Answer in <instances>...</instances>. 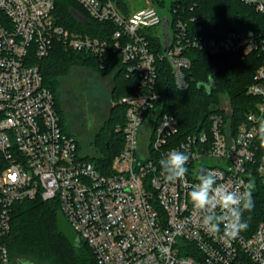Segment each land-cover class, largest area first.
I'll return each instance as SVG.
<instances>
[{"label": "built area", "instance_id": "built-area-1", "mask_svg": "<svg viewBox=\"0 0 264 264\" xmlns=\"http://www.w3.org/2000/svg\"><path fill=\"white\" fill-rule=\"evenodd\" d=\"M74 1L90 18L117 26L108 40L59 24L53 0H0V264L9 263L4 239L13 204L36 197L58 204L97 264H234L241 255L264 264L263 223L235 239H226L222 231L209 233L188 195L201 167L219 173L217 182L231 190L243 191L253 171L264 180V156L252 146L264 114V66L255 70L247 88L259 101L235 134L220 113H212L209 134L181 138L177 118L154 107L156 54L145 33L160 27L162 38L159 8L125 14L113 0ZM240 1L264 11V0ZM170 20V40L159 57L169 62L180 89L187 87L189 48L264 56V35L252 29L189 36L182 18L172 28ZM55 41L101 61L108 52L119 53L137 76L135 92L117 101L125 106V120L117 126L124 143L109 171L85 158L76 137L62 130L54 94L44 85L37 61ZM172 149L190 155L185 178L175 183L164 179L159 164Z\"/></svg>", "mask_w": 264, "mask_h": 264}, {"label": "trees", "instance_id": "trees-1", "mask_svg": "<svg viewBox=\"0 0 264 264\" xmlns=\"http://www.w3.org/2000/svg\"><path fill=\"white\" fill-rule=\"evenodd\" d=\"M59 24L73 33L108 40L117 26L112 22H100L90 18L74 0H53ZM125 14H129V0H113ZM154 6L161 8L164 0H151ZM170 12L171 28L176 18H182L187 24L189 36L220 37L230 30L252 29L264 35V11H256L240 0H170L167 4ZM75 14L81 16L77 18ZM146 38L151 50L156 54L155 92L158 98L154 107L160 112L171 113L178 120L179 137L188 134L198 135L205 131L209 134L212 113H220L223 121L233 134L238 126L246 122L247 115L255 109L259 97L247 93L253 81L255 70L264 66V56L256 52H224L209 54L204 50L189 48L186 54L190 58V67L186 70L187 87H177L169 62L160 58L163 40L155 30H148ZM43 83L54 94L60 116L62 130L75 136L64 125L63 108L59 98L60 78L73 66H79L99 75H111L113 87L109 94L108 116L91 139L95 153L78 150L85 158L95 163L101 170L109 171L112 160L123 147L122 127L125 120V106L117 103L124 95H130L137 89V76L128 71L127 63L122 62L119 53H106L103 60L86 52L72 50L55 41L50 53L37 60ZM213 86L210 88L209 83ZM229 101V110L221 107V97ZM153 110L147 111L151 114ZM264 118V114L260 119ZM258 122L256 123V128ZM257 156H264L259 145L257 133L252 143ZM249 181H253L254 208L243 213L248 223L249 235L260 223L264 224V180L254 171ZM58 204L54 200H42L40 197L17 201L11 209V228L5 237L9 254L8 264H97L92 250L76 240L75 234H67L60 227ZM234 264H253L241 255Z\"/></svg>", "mask_w": 264, "mask_h": 264}, {"label": "clouds", "instance_id": "clouds-1", "mask_svg": "<svg viewBox=\"0 0 264 264\" xmlns=\"http://www.w3.org/2000/svg\"><path fill=\"white\" fill-rule=\"evenodd\" d=\"M255 132L260 147L264 149V118L258 120ZM189 160L188 153L170 150L159 161L164 179L169 183L183 180L188 172L186 165ZM218 178L219 173L201 167L196 174L197 182L192 185L188 195L193 207L201 214L200 223L206 231L212 234L222 231L226 239H235L248 228L243 213L250 212L255 206L252 195L255 184L250 180L243 185V191L239 188L231 190L218 183Z\"/></svg>", "mask_w": 264, "mask_h": 264}, {"label": "rangeland", "instance_id": "rangeland-1", "mask_svg": "<svg viewBox=\"0 0 264 264\" xmlns=\"http://www.w3.org/2000/svg\"><path fill=\"white\" fill-rule=\"evenodd\" d=\"M164 1L165 5L159 8V12L169 21L170 13L167 4L170 0ZM129 2L132 11L145 6H154L151 0H129ZM152 30L160 32V27L152 28ZM112 87L111 75H99L79 66L71 67L60 78L58 93L63 108L64 125L75 135L84 152L95 153L91 139L108 116L110 107L108 97ZM221 107H229V101L225 95L221 97ZM60 227L69 235L74 233L63 216L60 217Z\"/></svg>", "mask_w": 264, "mask_h": 264}, {"label": "water", "instance_id": "water-1", "mask_svg": "<svg viewBox=\"0 0 264 264\" xmlns=\"http://www.w3.org/2000/svg\"><path fill=\"white\" fill-rule=\"evenodd\" d=\"M161 31H162V39H163L164 49H165L170 40L169 21L165 15H162ZM211 86H213L212 82L209 83L208 87L210 88Z\"/></svg>", "mask_w": 264, "mask_h": 264}, {"label": "flooded vegetation", "instance_id": "flooded-vegetation-1", "mask_svg": "<svg viewBox=\"0 0 264 264\" xmlns=\"http://www.w3.org/2000/svg\"><path fill=\"white\" fill-rule=\"evenodd\" d=\"M108 99H109V97H108Z\"/></svg>", "mask_w": 264, "mask_h": 264}]
</instances>
